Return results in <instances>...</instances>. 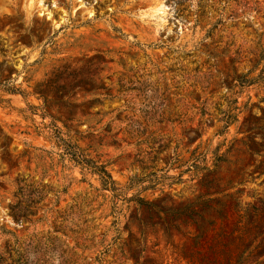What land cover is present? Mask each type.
Here are the masks:
<instances>
[{
	"label": "rangeland",
	"instance_id": "rangeland-1",
	"mask_svg": "<svg viewBox=\"0 0 264 264\" xmlns=\"http://www.w3.org/2000/svg\"><path fill=\"white\" fill-rule=\"evenodd\" d=\"M260 44L264 0H0V264H214L247 222L264 264Z\"/></svg>",
	"mask_w": 264,
	"mask_h": 264
},
{
	"label": "trees",
	"instance_id": "trees-1",
	"mask_svg": "<svg viewBox=\"0 0 264 264\" xmlns=\"http://www.w3.org/2000/svg\"><path fill=\"white\" fill-rule=\"evenodd\" d=\"M261 49L253 52L255 55V58L250 60L252 63L251 69L247 74H243L240 76H236L234 79L236 81H241V85H252L253 83L264 79V68L261 70V72L253 78H250L249 80H242V76L248 75L256 70V67L261 63V61L264 59V45L260 44ZM235 73H237V70H235ZM247 83V84H246ZM236 102L238 98L235 99ZM237 120V116L235 114H229L227 118L224 119L225 121V128H228L229 125ZM71 152H67V154L71 155L72 158L77 162L78 164H81L83 167L90 169L91 171L99 174L102 183L105 187H107L109 184H114V180L107 170L105 165H98L94 160L88 158L83 153L80 154L78 150L72 149ZM138 202L142 204L146 208H151L153 210L158 211L159 208L156 204L149 200H145L142 197L138 198ZM34 214L31 210H25L23 214H17L15 212L14 216L16 219L24 218L27 219L30 215ZM244 225L238 227L236 230L232 231L230 234H220L219 238L216 239L215 244L211 249L213 250V254L215 255L214 264H246L248 258L251 255L256 254L257 251V245H254V242L252 240V244L246 245V242L253 239L255 237L254 229L255 224L254 223H243ZM224 237H227L228 240H224ZM255 241V238H254ZM240 242V243H238ZM261 256H264L263 254H260ZM211 264V263H209Z\"/></svg>",
	"mask_w": 264,
	"mask_h": 264
}]
</instances>
